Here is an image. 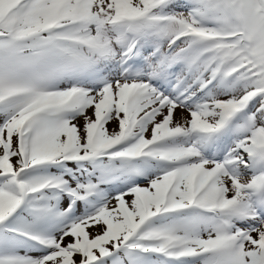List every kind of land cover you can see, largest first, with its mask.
Returning <instances> with one entry per match:
<instances>
[{"label": "snow or ice", "instance_id": "1", "mask_svg": "<svg viewBox=\"0 0 264 264\" xmlns=\"http://www.w3.org/2000/svg\"><path fill=\"white\" fill-rule=\"evenodd\" d=\"M0 264H264V0H0Z\"/></svg>", "mask_w": 264, "mask_h": 264}]
</instances>
